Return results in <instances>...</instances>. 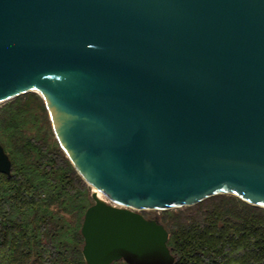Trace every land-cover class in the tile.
<instances>
[{
	"label": "water",
	"instance_id": "1",
	"mask_svg": "<svg viewBox=\"0 0 264 264\" xmlns=\"http://www.w3.org/2000/svg\"><path fill=\"white\" fill-rule=\"evenodd\" d=\"M27 92L92 187L86 264L175 263L138 209L264 208V0H0V103Z\"/></svg>",
	"mask_w": 264,
	"mask_h": 264
},
{
	"label": "trees",
	"instance_id": "2",
	"mask_svg": "<svg viewBox=\"0 0 264 264\" xmlns=\"http://www.w3.org/2000/svg\"><path fill=\"white\" fill-rule=\"evenodd\" d=\"M0 141L12 161L11 175L0 172V264H86L81 227L92 189L56 139L42 97L27 92L0 107ZM159 220L174 264H264L261 206L217 194Z\"/></svg>",
	"mask_w": 264,
	"mask_h": 264
},
{
	"label": "rangeland",
	"instance_id": "3",
	"mask_svg": "<svg viewBox=\"0 0 264 264\" xmlns=\"http://www.w3.org/2000/svg\"><path fill=\"white\" fill-rule=\"evenodd\" d=\"M28 93H31V92H28ZM26 94V93H24ZM36 94H38L40 97H42L39 93L36 92ZM23 95V94H21ZM19 95V96H21ZM16 98V97H14ZM14 98H11L7 101H4V102H1L0 103V107L2 105H4L5 103L9 102L10 100L14 99ZM37 104V103H36ZM50 117V116H49ZM51 121V120H50ZM52 124V123H51ZM53 128V127H52ZM55 134V133H54ZM56 137V136H55ZM57 139V138H56ZM91 187V186H90ZM92 189V187H91ZM219 194H224V195H227V196H236L238 197L237 195L235 194H232V193H219ZM217 195V194H215ZM211 197V196H210ZM209 198V197H208ZM240 198V197H238ZM241 199V198H240ZM243 200V199H242ZM203 201V200H202ZM201 202V201H200ZM248 203V202H247ZM250 204V203H249ZM195 205V204H194ZM190 206H193V205H190ZM188 206H182V207H175V208H171V209H166V210H175V211H179V210H186ZM263 208V207H262ZM138 212L142 213L143 215H145L146 217L148 218H157L159 219L161 217V215L165 212L164 209H156V208H148V209H138L137 210Z\"/></svg>",
	"mask_w": 264,
	"mask_h": 264
},
{
	"label": "bare ground",
	"instance_id": "4",
	"mask_svg": "<svg viewBox=\"0 0 264 264\" xmlns=\"http://www.w3.org/2000/svg\"><path fill=\"white\" fill-rule=\"evenodd\" d=\"M98 195L101 198H104V199L106 198V196L104 195V193L101 190H98Z\"/></svg>",
	"mask_w": 264,
	"mask_h": 264
}]
</instances>
